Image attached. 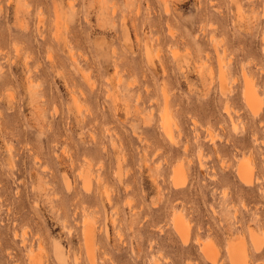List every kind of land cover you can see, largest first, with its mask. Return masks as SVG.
<instances>
[{"label": "rangeland", "instance_id": "rangeland-1", "mask_svg": "<svg viewBox=\"0 0 264 264\" xmlns=\"http://www.w3.org/2000/svg\"><path fill=\"white\" fill-rule=\"evenodd\" d=\"M237 245L264 264V0H0V264Z\"/></svg>", "mask_w": 264, "mask_h": 264}, {"label": "bare ground", "instance_id": "bare-ground-1", "mask_svg": "<svg viewBox=\"0 0 264 264\" xmlns=\"http://www.w3.org/2000/svg\"><path fill=\"white\" fill-rule=\"evenodd\" d=\"M245 100L247 105L252 109L255 110L257 107L256 104V95L254 93V91L252 90V87H246L245 91ZM238 173L239 176L241 177V179L244 182H250L251 180V170L249 168V166L247 165L246 162H242L239 167H238ZM180 218H177L175 220L176 225L180 224ZM186 234V233H185ZM256 238V237H255ZM184 239V238H183ZM186 239V238H185ZM85 246H86V250H87V254L89 256V260L92 263L93 259H92V237L90 234H86L85 233ZM186 241V240H184ZM208 246V245H206ZM255 246L257 247V249L260 248V243L255 242ZM230 257H231V261L232 264H247V254L245 253V250L243 249V247L241 245H237L235 247H232L231 251L229 252ZM33 264H40V263H35V261H33Z\"/></svg>", "mask_w": 264, "mask_h": 264}]
</instances>
